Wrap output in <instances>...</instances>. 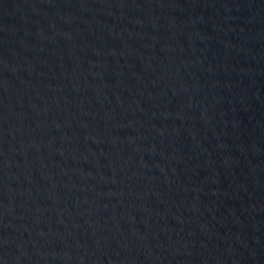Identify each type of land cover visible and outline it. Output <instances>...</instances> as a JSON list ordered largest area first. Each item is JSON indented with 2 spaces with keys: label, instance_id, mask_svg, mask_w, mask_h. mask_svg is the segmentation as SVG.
<instances>
[{
  "label": "water",
  "instance_id": "water-1",
  "mask_svg": "<svg viewBox=\"0 0 264 264\" xmlns=\"http://www.w3.org/2000/svg\"><path fill=\"white\" fill-rule=\"evenodd\" d=\"M0 264H264V0H0Z\"/></svg>",
  "mask_w": 264,
  "mask_h": 264
}]
</instances>
